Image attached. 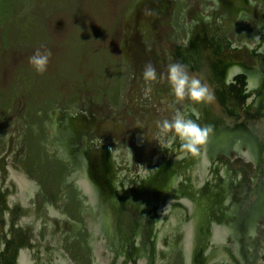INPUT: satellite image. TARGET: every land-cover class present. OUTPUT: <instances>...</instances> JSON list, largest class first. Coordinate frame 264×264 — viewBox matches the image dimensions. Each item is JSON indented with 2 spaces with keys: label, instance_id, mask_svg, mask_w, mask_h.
<instances>
[{
  "label": "rangeland",
  "instance_id": "obj_1",
  "mask_svg": "<svg viewBox=\"0 0 264 264\" xmlns=\"http://www.w3.org/2000/svg\"><path fill=\"white\" fill-rule=\"evenodd\" d=\"M210 4L207 0H0V35L7 29L17 40L0 46V195L5 194L3 186L8 182L5 195L13 199L8 200L13 223L24 220L31 229L26 232L22 225L13 236V246L29 242L25 237L36 230L41 241L49 242L55 255L57 250L53 249L57 246L69 256V247L75 242L90 248L87 247L91 245L90 234L84 228V218L80 219L89 206L77 199L70 176L81 163L77 154L69 153L73 149L71 143H80L84 135L90 143L107 146L114 166L124 164L125 177L138 173L141 177L148 176L154 165L169 164L176 179L165 185L172 186L174 195L196 187L202 198L204 217L209 220L222 217L223 210L216 206L218 192L203 185L200 170L195 166L199 156L181 160L174 151L165 153L169 143L179 140L172 141V133L161 139L157 128V122L171 120L177 111L183 113L187 109H182L183 106L189 102L198 107L188 99L175 101L167 81V69L173 63L186 66L187 60L182 59L185 54L190 58L191 18L195 13L208 16ZM235 8L246 13L239 22L235 21ZM215 9L223 16L216 28L213 30L205 23L208 27L202 32L196 23L190 37L203 42L215 35L211 45L219 43L222 50L239 53L242 56L239 62L250 65L249 48L264 37V0H250V4L231 0L230 5L220 4ZM256 36L261 39L257 41ZM37 50L51 52L43 74H38L29 64V57ZM148 64L157 72V80L150 85L143 79ZM73 111H80L87 127L67 135L61 124L65 122L64 115ZM53 118L58 123L56 131L51 126ZM61 147L68 153H62ZM235 157L229 153V162L236 163ZM59 165L64 168L63 173ZM242 165L238 163L237 167ZM11 170L25 174L34 183L32 195L22 203L25 195L8 179ZM235 170H239L238 178H245L246 170ZM45 176L50 177L48 198L55 187L61 188L54 202L47 198L36 179ZM67 204H70L68 210L78 217L76 220L70 218V221L65 216ZM185 213L184 208L175 206L174 216L170 212L163 214L166 218L157 245L153 250L146 247L152 264H182L177 255L180 245L177 226L178 222L185 223ZM256 239L260 254L264 238ZM168 241L172 242L171 249ZM101 244L95 246L96 258L87 249L92 264L93 261L104 264ZM136 250L137 247H131L132 257L122 254L114 264H147L143 258L141 261L134 258ZM46 251L35 253L47 259ZM169 252L172 255L167 259ZM206 252L202 264H239L235 259L231 261L232 255L223 244ZM26 256L31 258L29 254Z\"/></svg>",
  "mask_w": 264,
  "mask_h": 264
},
{
  "label": "flooded vegetation",
  "instance_id": "obj_2",
  "mask_svg": "<svg viewBox=\"0 0 264 264\" xmlns=\"http://www.w3.org/2000/svg\"><path fill=\"white\" fill-rule=\"evenodd\" d=\"M239 1H241V3L243 4H247L245 0ZM227 2L231 4L230 0H223L221 2V5H225L227 4ZM212 37L213 36H211V38ZM206 38H208V36ZM208 41L209 40H205L203 42L201 41V45L205 50L204 60L207 63L225 62L231 58L229 62L230 65H234V69H238V64H243V62H239L240 60H242V56L239 53H230L228 50H222L221 46H219L217 52L212 51V49L215 50L217 44L212 45L210 49L207 48L208 50H211L207 51L205 45ZM210 41L213 42V38ZM263 41L264 37L261 39V42ZM258 51L259 50H249L247 52V56L250 58L251 64L253 63L254 58L256 59L262 57L261 54L258 53ZM221 55H223V58H220ZM214 58L216 59V61L211 62L210 59ZM259 64L260 66H256V78L258 80V78L260 77L264 81V65L262 62ZM250 65H248V68L245 71L254 72L253 70L255 69V66L253 67ZM191 69L192 71L190 72L187 67L189 76L190 74H193V77L199 79L201 83L208 88L209 91H218V93L224 96L225 105H230L231 107H233V109L230 111H233V117L238 118L236 125L234 124V129H236L237 127L239 128L241 126L240 124L245 120H242L241 117L245 113H248L247 110L249 108H251L248 113L250 116L246 119V121H252V116L256 115V113L254 114V112H257L255 109H252L253 104L257 108L261 106V112L264 111V91L263 100L259 98L258 100L255 99V90L248 89L249 84L246 83L247 76L245 71L241 72V69H239L237 72L230 73L228 75L219 74L224 77H229L225 82H222L220 76H214L215 69H217V67L210 70L205 69V71L209 72V81L206 82L207 75H205L204 73L198 74L194 72L193 68ZM263 89L264 85L257 92L259 97ZM197 106L198 107L194 106V109L191 106L192 110H190L191 115L189 116V118L202 126H212V119L207 117L206 112L204 110L205 103L197 104ZM194 110H196V112ZM260 121V123L264 124V115L260 116ZM262 136L264 138V134ZM227 143L228 142H226L225 145H227ZM171 151H174L181 160L190 159L192 156L191 154H185L180 150L179 141L172 142L171 146L168 147L167 150H165V153H169ZM259 152L264 156V151ZM216 153L217 152L209 153L210 156H207V163L202 168V171L199 172L204 182L203 185L210 186L214 192H218L217 195H215L217 199L216 206L223 210L229 205L228 211H231V213H225V211L223 210L222 217L214 218L212 220H209L207 216L204 217L202 198L199 196L196 187H192L189 190H185L184 192L183 189L181 192H176V194L174 195V190L171 188L172 186L168 185L166 187L167 190L163 191V196L156 194L155 191L152 190L150 191V196L148 195L147 197H145V199H143L142 195L140 194V189L143 185L149 183L150 181L156 185L158 191L162 189V186H159L158 182H156L157 179L154 178V175H156L157 171L159 170L156 165H154V169L148 176L142 177L140 176V173H138L137 175L128 174V176L125 177L124 164H120L118 166L119 168L115 166V168L112 167L111 170L107 172V175L110 178V187L107 188L105 201L102 196V202L100 207L97 206V203H95V209H93L94 207L91 204L86 203V205L90 207L91 211H93L94 215L86 216L87 220L85 219L84 215L82 216L81 214L82 217L80 216L81 220L83 218L85 220L83 222L85 224L84 228L88 231L89 234L91 230L92 235L95 236V238H93L90 242L94 252H96L95 246L99 242H102L100 246L103 247V263L114 264V262L118 260V256H121L122 254L125 255V253H127L128 257H132L130 255L131 247L132 249H135V247H137L139 249V252L133 254L134 258L136 260L140 259V261L141 258H143L147 264H152L153 259H149L146 255V247L151 248V250H153V247L157 245V237L163 230V219L166 218L165 216L163 217V214L166 212H170L174 216V207L176 206L177 208H184L186 211V223H184L182 226V224L178 222L177 227H179L180 230L185 226L195 228L196 225H194V222L196 220L198 221L200 218H205V223H200L201 225L199 227H207L209 230V235L202 237V234H200L198 230L196 235L192 236L195 239H203L205 241L191 250L190 258L192 254L196 251V249L200 247V245L205 244V242L208 243L207 246H204L203 248L199 249L198 252H200V254H198L196 264H202V255L203 253H207V249H211L219 245L222 246V244L227 248V250L230 251V254L232 255L231 261L236 260V262H239V264H264V259L262 260V258L258 254L259 239H256V237H260V239L262 237L264 238V192L261 191L262 185L264 186V157L263 161H261L258 156V163H255L257 165L258 170L256 176L254 172L252 173V169L250 168L251 164L242 165L241 167L236 168L246 170L247 172L246 178L243 179L244 184L240 188V178L236 177L235 174H232L235 169L232 170V173L229 169L232 168V166L229 167L228 164L227 166L225 164L216 165L211 173V169L213 167L211 160L215 161V157L219 155ZM177 162L180 163V161ZM170 171L172 173L173 169L171 168ZM231 174L234 175V177H232ZM118 189L120 191H117ZM164 193H166V195L168 194L169 197L164 195ZM183 194L185 195V198L181 200ZM222 196H224L226 200V203L224 205L220 204V199L222 198ZM175 198L180 199V201L176 202ZM159 199H161V201H159ZM174 201L176 203H173ZM198 201L201 202L199 204H196V202ZM108 205H112L116 210L117 208H121L119 211H113L114 215H119L118 219L113 220V215L110 212L104 211L105 207L109 211ZM97 207H99V209L103 212V216H100L99 213L96 211ZM65 212V216L70 221L71 219L76 220L78 218L71 212H67L66 210ZM10 220L11 221H9V223L12 224L13 218H10ZM22 225L24 228H26V232H29L31 230L30 227L25 223V221L22 220L19 223L17 222L14 225H11V233L13 236V230H16L18 232ZM217 226L222 229L223 236L219 241L209 243V237L212 236L213 230ZM100 227L103 228L105 234H103V231L100 230ZM137 231H139L140 233V242H136L138 239H135V234L137 233ZM182 236L185 242V235L183 232ZM227 238H229V241L226 240ZM75 243L79 246V251H88L87 249H89V252L91 254L90 248L86 249L80 243ZM19 245L23 248L34 246L33 244L30 245V243L28 245L26 242L18 243V247H20ZM167 245L170 249L172 248L171 241H168ZM88 246L90 245H87V247ZM110 248H113L114 251L112 252ZM140 249L144 250L141 251ZM73 252L75 253V250H73ZM148 252L153 253V251ZM80 253L81 252H79L77 256L79 257V259L80 257H83V255H80ZM53 254L54 252L51 250V252L47 254V259H44L39 256L38 261L40 262V260H42L41 264H44L45 262L49 261V256L52 257L51 255ZM171 255V252L167 253V259L170 258ZM177 255L180 256V259L183 264V255L180 248L177 252ZM59 256L61 259L63 258V255ZM68 257L70 259V256ZM88 259L90 264H92V259L90 258V256H88ZM93 264H95V261H93Z\"/></svg>",
  "mask_w": 264,
  "mask_h": 264
},
{
  "label": "bare ground",
  "instance_id": "obj_3",
  "mask_svg": "<svg viewBox=\"0 0 264 264\" xmlns=\"http://www.w3.org/2000/svg\"><path fill=\"white\" fill-rule=\"evenodd\" d=\"M207 1L211 3L207 8L208 16H202L198 13H195L193 14L191 18V22L189 25V28H190L189 38H190V42L192 46L188 50L190 54V58L187 59L186 54H185L182 60L184 61L187 60L186 66L188 67L190 72L192 71L191 68H193L194 72L198 74L204 73L205 75H207L206 82L209 81V77H208L209 72L205 71V69L210 70V69L217 67V69H215L214 76L215 77L220 76L221 81L225 82L229 77H224L219 74L228 75L230 73L237 72L239 69H241V72H244L248 68V65H246L245 63L238 64L237 66L238 69H234L233 67L234 65H230V62H229L231 58L230 59L228 58L229 60L225 62H217V63H209V62L207 63L204 60L205 50L201 45V39L200 41H195L194 39H192L190 37L191 30L194 27V25H196V23L199 24L198 26L202 29V32L209 25L214 30V28H216L217 23L220 22L221 18L223 17V16H220L216 12V9H215L216 7L220 6L223 0H207ZM245 1L247 3L250 2V0H245ZM227 4L230 5L229 2H227ZM234 13L236 14L237 22L243 20L244 16H246L243 10H239L237 8H235ZM205 23H207L208 26H205ZM261 31H262V28L261 26H259L257 33L260 34ZM197 33H200V30H198ZM211 39L212 38H210L209 41L206 42V45H205L206 48H210L212 46L210 44ZM213 39H214V36H213ZM216 46L217 47L215 48V50L212 49V51H216V52L218 51L220 44H217ZM262 49H264V41L263 42L260 41L257 43L255 47L249 48V50L251 51L259 50L258 53L261 54L262 57L256 58V59L254 58V62L252 63V65H250L253 67L255 66L254 67L255 69L253 70L254 72L245 71L246 76H247L246 83L249 84L248 89L255 90L254 92L255 97H256L255 99L257 100L258 98L263 100V91H264L263 89L259 97L257 92L260 88L263 87L264 81L260 77L257 80L256 74H255L257 72L256 66H260L259 63L261 62L264 65V51H262ZM190 77H191V74H190ZM209 93L212 94L213 100L211 102L205 103L204 110L206 112L207 117L212 119L211 121H212V127L214 128V132L212 135H210L209 137L210 140H208V143L206 144V146H204L201 149V154L199 155V158L196 162L199 165V167L197 168L200 170V172L202 171V168L207 163V156L208 157L210 156L209 153H214V152H217L216 154L227 153L229 150H232V148L236 149L239 145H244L246 147L245 154L248 157L253 158L255 163H258V160H257L258 156H259V159L263 161L264 156L259 152V151H264V138L262 136L264 134V124L260 123L261 122L260 116L264 115V111L261 112V106H259V108L255 106L257 112H254V114L256 113V115L252 116V121H246V119L250 116L248 113L251 108H249L248 110L246 109L248 113H245L241 117L242 120L243 119L245 120L240 124L241 126L239 128L237 127L236 129H234L233 128L234 124L236 125L238 118L233 117L232 115L233 111H230L233 109V107H231L230 105L229 106L225 105L224 96L218 93V91L210 90ZM190 110H192V108L190 105H188L187 109L183 111V113L187 115L186 118H189V116L191 115ZM194 111L196 112V110ZM79 112L80 111H78L77 113L74 111L67 112L64 115L65 122H62L61 126L65 129V133L67 135L68 134L71 135L87 127L86 118L83 117V115H81ZM51 126H52V130L56 131L58 127V123L56 122L55 118H53ZM81 139L82 140L80 141V143H74V144L71 143L73 149L69 150L70 154H72V152L77 154V156L79 157V160L81 161L76 171H74V173L70 175L72 184L77 188V190H80V194L84 193L87 196L88 202H85V204L86 203L91 204L94 207L95 203H97V206L100 207L101 202H102L101 197L103 196L104 201H105L107 188L110 187V184H109L110 178L107 175V172L111 170L112 167L115 168L114 164L112 163V156L110 154V151L107 149V146L103 144H98V143L95 144L93 142L90 143L86 135L82 136ZM226 142H228L227 145H225ZM78 145L80 146V148L76 149ZM62 153L66 154L68 152L63 150ZM164 164L165 165L160 164L158 166L159 170L157 171V174L154 175V178L157 179L156 182H158L159 186L160 185L162 186V189L158 191L156 185L150 181L149 183L143 185L142 188L140 189V194L142 195L143 199H145V197H147L148 195L150 196L151 194L150 191L152 190H154L156 194L163 196V191L167 190L166 189L167 186L165 184L168 183L169 181H172V183L175 182L174 171H172V173L170 171L171 166L167 163H164ZM7 168L10 169L9 166ZM8 173H9L8 179L10 178L17 184V187L19 188L18 191H20L21 195L23 194L25 195V198L24 196H22L23 198H21L20 203H22L23 201H26L28 197L32 195V192L34 191V187H33L34 183L31 181H28L23 173L22 174L15 173L12 170L8 171ZM246 176H247V172H246L245 178ZM243 179L244 177L240 178V183H239L240 188L244 184ZM7 183L8 182H5V186ZM5 186L3 187H4L5 194H7L8 187L7 186L5 187ZM261 191L264 192L263 185L261 187ZM5 194L0 195V201H1V205H0V264H14L15 261H19L21 264H32V261L34 259L32 260V258L30 259L27 258L26 255L28 253H26V251L24 250L22 246L15 247L12 245L13 235L11 233V225H14V223L13 222L12 224L9 223V221H11L10 220L11 215L9 214L8 200L13 201V199L9 197L8 195L6 197ZM164 195H166V193H164ZM166 196H168V194ZM183 198H185L184 194L181 200H183ZM225 203H226L225 197L222 196V198L220 199V204L224 205ZM228 206L227 208L223 209L225 213L227 212L231 213V211H228ZM99 207H97L96 211L99 213L100 216H103V212L99 209ZM108 208H109V211L106 209V207L104 211L110 212L113 215V220L118 219L119 215L118 214L114 215L113 211H119L121 208L119 209L117 208L116 210L112 205H108ZM93 209H95V207ZM18 213H19V210L15 213V215ZM19 220H21V218ZM200 223L204 224L205 218H200L198 221L196 220L194 222V225H196L195 228H191L190 226H185L184 228L181 229V231L185 235L184 243H185L186 260H188V257H190L191 250L197 245L205 241L203 239H195L192 237V236H195L196 233L198 232L199 226L201 225ZM100 230L103 231V228L100 227ZM16 232H17L16 230H13L14 234ZM103 234H105L104 231H103ZM222 236H223V231L221 228L217 226L213 230L212 236L209 237L210 239L209 243L219 241ZM139 238H140V233L139 231H137V233L135 234V239H139ZM26 243L28 245L29 243L30 245L33 244L34 247L37 246L36 241L34 240L33 242V239L30 240L29 243L28 242ZM27 248L29 247H26V249ZM30 248L33 250V246H31ZM40 251L42 252V250L37 249L36 252L39 253ZM136 252L138 253L139 249L136 250ZM14 254H18V256L13 257ZM41 261L42 260H40V262L38 261V263L41 264ZM46 263L47 262H45L44 264Z\"/></svg>",
  "mask_w": 264,
  "mask_h": 264
},
{
  "label": "clouds",
  "instance_id": "obj_4",
  "mask_svg": "<svg viewBox=\"0 0 264 264\" xmlns=\"http://www.w3.org/2000/svg\"><path fill=\"white\" fill-rule=\"evenodd\" d=\"M255 38L257 41L261 39L259 36ZM50 57V51L41 52L37 50L29 57V64L38 74H43L47 70ZM143 79L149 85L151 82L157 80V72L153 65L148 64L145 66ZM167 81L171 94L177 103L185 99L195 104L211 102L213 100V96L209 93L208 88L199 79L190 77L187 66L183 64L173 63L168 66ZM148 91H151L150 87ZM157 128L159 130L158 136L161 139L172 133V140L178 139L180 141V150L185 154L193 156L201 154V149L206 146L210 135L214 132V128L211 125L202 126L194 120L186 118L185 114L180 111H177L171 120L165 119L157 122ZM167 146L170 147L171 144L169 143ZM117 191L120 190L118 189Z\"/></svg>",
  "mask_w": 264,
  "mask_h": 264
},
{
  "label": "water",
  "instance_id": "obj_5",
  "mask_svg": "<svg viewBox=\"0 0 264 264\" xmlns=\"http://www.w3.org/2000/svg\"><path fill=\"white\" fill-rule=\"evenodd\" d=\"M256 49V48H255ZM253 62H254V60H253ZM252 65V64H251ZM192 102V101H191ZM188 105H191L192 106V108L194 107V105H192V103H188L187 105H185V106H183V108L182 109H184V108H186ZM194 109V108H193ZM252 109H255L256 110V108H255V106H252ZM229 153H234L235 154V160L237 161L236 163L235 162H233V163H231V162H229L230 161V159L228 158V155H229ZM246 147L244 146V145H239L236 149H232V150H229L227 153H221V155L219 154L218 156H216L215 157V161H213V160H211V163H212V165H213V167H212V169H211V173H212V171H213V168H215V166L216 165H226L227 166V164L229 165V167L230 166H232V168H229L230 170H231V173H232V170L233 169H236L237 168V164L239 163V164H244V165H249V164H251V169H252V173L254 172L255 173V176H256V174H257V165L255 164V162H254V160H253V158H251V157H248L246 154ZM251 155V154H250ZM226 159H224V158ZM79 158V157H78ZM164 158V157H163ZM163 158L161 159V161L163 160ZM234 160V161H235ZM80 161V160H79ZM81 162V161H80ZM196 165H197V167H199V165L196 163ZM78 166H79V163H78V165L76 166V169L78 168ZM76 169H75V171H76ZM198 170V169H197ZM238 171L239 170H235L232 174H235V176L236 177H238ZM199 172V171H198ZM186 173V172H185ZM182 174H184V173H182ZM214 174V173H213ZM231 174V176L232 177H234V175H232ZM181 177H183V176H181ZM200 179L201 178H199V183L198 184H200ZM181 180V179H180ZM73 186V188L75 189V193H76V195L78 196V200H82V202H83V204L84 205H86L85 204V202L86 201H88V198H87V196L84 194V193H81L80 194V190H77V188L74 186V185H72ZM201 202V201H200ZM199 201L198 202H196V204H199L200 203ZM88 212L87 213H85L84 214V216H85V219L87 220V218H86V216H88V215H94L93 214V211H91V209H90V207H89V209L87 210ZM186 220H187V218H185ZM180 224H182V226H183V224H184V222H179ZM186 223V222H185ZM182 226H181V228H182ZM199 232H200V234H202V237H204V236H208L209 235V230H208V228L207 227H199ZM202 231V232H201ZM34 233V234H33ZM178 234H179V239H180V245H179V248L181 249V251H182V258H183V264H193V263H195L196 264V261H197V257H198V251H199V249H201V248H203L204 246H207L208 245V243L207 242H205V244H203V245H200V247H198L197 249H196V251L192 254V256H191V258L190 257H188V260L186 261V257H185V252H184V248H185V243H184V239H183V236H182V232H181V230H180V228L178 227ZM26 239H30V240H32V239H34L35 241H36V239L38 240V242H36V245L37 246H39L38 248L37 247H34L33 246V250H30V251H26V253H28L29 254V257H31V258H33L32 260V264H39L38 263V256L36 255V251H37V249H41L42 251H46V250H48L49 252H51V246H49V242L47 241V240H45V241H41L40 239H39V237L37 236V234H36V230H35V232H32L31 231V236H30V234L28 233L27 234V236L25 237ZM93 238H95V236H93L92 235V232H91V230H90V240H92ZM226 240H229V238H227ZM20 241V240H19ZM38 243V244H37ZM263 244H262V253H260L259 255H260V257L262 258V260L264 259V241L262 242ZM30 247V246H29ZM90 247V249H91V254H92V257L93 258H96V254H95V252H94V250H93V248H92V246L90 245L89 246ZM53 250H57V251H55L56 252V255L54 256V254L53 255H51L52 257H53V259H52V257H50L49 256V261H47V263L46 264H74L70 259H69V257L63 252V251H61L60 250V248L59 247H55V249H53ZM207 251H208V249H207ZM19 254V253H18ZM18 254H14L13 255V257H17L18 256ZM61 254H63L64 256H62ZM59 255H61L63 258L61 259L60 258V256ZM202 257H203V255H202ZM204 261V260H203ZM14 264H21L19 261H15V263ZM95 264H98V263H95Z\"/></svg>",
  "mask_w": 264,
  "mask_h": 264
},
{
  "label": "trees",
  "instance_id": "obj_6",
  "mask_svg": "<svg viewBox=\"0 0 264 264\" xmlns=\"http://www.w3.org/2000/svg\"><path fill=\"white\" fill-rule=\"evenodd\" d=\"M2 31L5 32V33H3V35H0V46L2 44L6 45V44H9V43L17 42L16 38L12 37L11 35H9L7 33V29L6 30H2ZM59 168L61 169V171L63 173L64 168L62 166H60V165H59ZM36 179L43 186V191H44L45 195L48 198L47 189H48V186H49V183H48L49 180L48 179H50V177L49 176H47V177L45 176V178L38 177ZM59 191H60V186L59 187H55V190H53V191H51V193H49V195L50 194L51 195H50V197L48 199L51 200L52 202L56 201L57 197L59 196ZM40 204H41V202H39V205ZM69 207H70V204H67L65 206V210L67 212H70L68 210V209H70ZM69 248H70V250H68V253H69L70 259L75 264H90L89 259H88V256H89L88 251H81V250L79 251V246L76 245V243L71 244ZM73 250H75L76 254L73 252ZM79 252H81L80 255L81 254L83 255V257L82 258L80 257V259H79V257H77ZM178 261L181 263L180 258H179Z\"/></svg>",
  "mask_w": 264,
  "mask_h": 264
}]
</instances>
